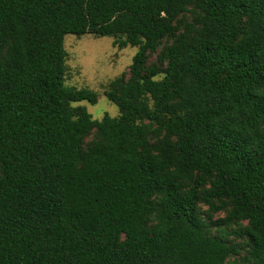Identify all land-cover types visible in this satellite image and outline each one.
I'll list each match as a JSON object with an SVG mask.
<instances>
[{
    "label": "trees",
    "instance_id": "1",
    "mask_svg": "<svg viewBox=\"0 0 264 264\" xmlns=\"http://www.w3.org/2000/svg\"><path fill=\"white\" fill-rule=\"evenodd\" d=\"M66 35L137 49L116 117ZM0 264H264V0H0Z\"/></svg>",
    "mask_w": 264,
    "mask_h": 264
},
{
    "label": "rangeland",
    "instance_id": "2",
    "mask_svg": "<svg viewBox=\"0 0 264 264\" xmlns=\"http://www.w3.org/2000/svg\"><path fill=\"white\" fill-rule=\"evenodd\" d=\"M63 44L67 53L65 85L76 89L88 88L98 95L96 104L81 102L78 105L85 107L92 119L96 121L101 120L104 115L116 117L118 109L107 100L104 91L110 81L122 73L128 72L131 59L137 49L132 47L118 49L113 46L112 38H96L91 35L79 38L66 35ZM155 57L156 54L151 55L148 62H154ZM201 209L206 210V207L202 206ZM223 216V213L213 214L212 219H220ZM230 230L227 229L226 232L229 233ZM229 239L231 240L233 237H229Z\"/></svg>",
    "mask_w": 264,
    "mask_h": 264
}]
</instances>
